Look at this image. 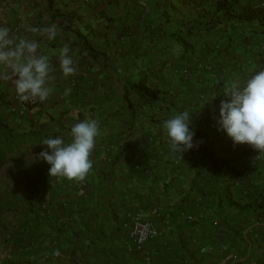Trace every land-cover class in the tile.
<instances>
[{
  "label": "crops",
  "instance_id": "crops-1",
  "mask_svg": "<svg viewBox=\"0 0 264 264\" xmlns=\"http://www.w3.org/2000/svg\"><path fill=\"white\" fill-rule=\"evenodd\" d=\"M158 1L146 0L149 21L142 22L137 9L131 13L110 9L103 0H78L81 22L63 31L58 22L47 21L45 0H0V26L17 29L16 38L35 39L39 52L50 56L55 78L49 97L23 116L11 85L0 80V122L15 133L34 128L65 142L80 121L95 119L100 127L93 167L84 181L48 176L49 165L39 159L21 168L26 190L35 189L27 195L35 208L24 217L20 236L4 250L3 257L12 264H217L224 257L222 246L238 253L239 264H264L257 263L264 244L249 233L264 236V217L253 219L247 209L227 213L223 201L228 202L231 177L221 173L216 180L219 175H214L218 167L224 171L223 164L241 147L217 130L214 118L221 100L228 99L226 87L264 71V41H239L235 30L216 37L214 27L186 35L172 22L174 16L171 22L161 19ZM183 11L191 17L189 8ZM52 25V39L27 31ZM178 36L190 46H183ZM83 41L90 52L81 50ZM65 44L76 67L75 75L67 77L60 71L58 54L51 55ZM140 79L159 93L151 106L131 93V85ZM66 89H71L67 95ZM182 111L192 113L190 129L197 146L175 164L180 153L170 150L161 125ZM256 158V188L263 194L264 152ZM130 213L162 232L143 253L126 249L124 224Z\"/></svg>",
  "mask_w": 264,
  "mask_h": 264
},
{
  "label": "clouds",
  "instance_id": "clouds-1",
  "mask_svg": "<svg viewBox=\"0 0 264 264\" xmlns=\"http://www.w3.org/2000/svg\"><path fill=\"white\" fill-rule=\"evenodd\" d=\"M33 34H43L49 39L56 35V26L46 28L29 27ZM40 44L35 39L13 37L6 26H0V80L11 85L21 102L46 100L52 93L50 82L54 76L50 56L39 52ZM65 44L52 51L59 56L60 71L65 77L75 75L73 57ZM71 89L65 90V95ZM228 99L221 100L218 117L214 118L217 130L224 132L233 145L246 144L257 152H264V71L245 79L243 83L233 81L223 94ZM192 113L179 112L162 122V129L173 153L193 149L194 131L190 129ZM100 135L99 123L95 119H85L74 124L69 132V141L62 136L45 139L46 146L36 159L49 165L48 176L84 181L93 167L91 159Z\"/></svg>",
  "mask_w": 264,
  "mask_h": 264
},
{
  "label": "trees",
  "instance_id": "trees-1",
  "mask_svg": "<svg viewBox=\"0 0 264 264\" xmlns=\"http://www.w3.org/2000/svg\"><path fill=\"white\" fill-rule=\"evenodd\" d=\"M92 1L95 3L100 2V0ZM45 2L49 11L47 21L58 22L61 30L71 31L75 23L81 22L82 15L76 10V3L78 0H61V3H59V6H56V8L54 7L53 0H45ZM103 2L110 6V9L119 7V9L128 10V12L131 13L137 9V18L142 22L149 21L148 10H150V8L147 7L148 3L146 0H103ZM157 6L161 9L159 14L161 19L164 22H171V18L174 16L172 22L178 29L181 28L182 30H180L186 35H192L194 30L203 33L204 31H210L212 27H214L216 28V37H218L221 32L228 33L235 30V34L239 41L250 40L257 44H261L262 41H264V0H159ZM183 8L190 9L192 13L188 12V14L191 17H186V12L183 11ZM223 22L225 24L229 23L231 27L228 28V30L225 29V24H222ZM234 24L236 26H234ZM75 32L77 33L78 31ZM176 34L177 33H174L172 36L175 37L178 35ZM76 36L80 43L79 35L76 34ZM176 38L180 40L182 45L186 48L190 46V44L184 42L182 37L178 36ZM205 45H207V43ZM205 45L203 49H205ZM213 45L216 46L214 43ZM214 46H212L211 49H213ZM81 50L84 52L91 49L86 45L85 41H83ZM130 89L131 93H133L138 100L148 106L153 105L158 100L159 93L147 88L146 82L143 79L132 84ZM54 137L55 135L53 134H42L34 128L27 133H15L6 124L0 122V169L6 166L8 162L15 163L21 159L37 154L46 148V146L42 145V142L45 139ZM235 154L231 162L223 164L222 168L224 171H222L220 167L214 170V175H219L216 180L222 179L221 173L231 177L228 183L229 189L232 188L230 190L231 193L230 196H228V202L223 201L226 203V205H224L227 207L226 212L234 214V211L237 210L236 213L239 214L240 209H247L251 214H255V218L253 219L264 217V207L260 204L262 199H264V192L262 194L260 188H256L257 178H255L257 176L255 167L259 163V160L254 162V159L258 155V152L251 146L244 147L243 144H241V147L235 150ZM182 160L183 157L181 156V160L178 161L176 159L175 164H179ZM34 190H26V196L32 195L31 193H33ZM29 200L26 214L31 213L35 208L34 202L31 201V199ZM223 202L222 199H220L218 205L221 206ZM20 231L16 233V235H2L0 240L4 242V245L0 247V249L4 251L8 246H11V242L20 236ZM249 233L253 236V239L264 244V236L258 237L254 232ZM260 262H264V256L257 259V263ZM2 264L12 263L10 260L5 259Z\"/></svg>",
  "mask_w": 264,
  "mask_h": 264
},
{
  "label": "rangeland",
  "instance_id": "rangeland-1",
  "mask_svg": "<svg viewBox=\"0 0 264 264\" xmlns=\"http://www.w3.org/2000/svg\"><path fill=\"white\" fill-rule=\"evenodd\" d=\"M54 1L59 4L61 0ZM35 157L30 156L15 163L8 162V165L0 169V237L5 234L16 235L21 230L30 200L26 196L27 179L20 171L23 166L26 168L27 164L35 161ZM260 204L264 207V199ZM3 245L4 242L0 240V247ZM4 253L0 249V264L6 259Z\"/></svg>",
  "mask_w": 264,
  "mask_h": 264
},
{
  "label": "built area",
  "instance_id": "built-area-1",
  "mask_svg": "<svg viewBox=\"0 0 264 264\" xmlns=\"http://www.w3.org/2000/svg\"><path fill=\"white\" fill-rule=\"evenodd\" d=\"M10 32V35L13 37H17V29H13ZM41 101L39 99L35 100L34 102H21L19 101V115L23 116L26 114L30 109L37 106ZM158 112V111H156ZM177 160H181L180 157ZM259 160L258 158L254 159V162ZM83 186V184H82ZM45 214H47L48 210H42ZM154 215H157V211H153ZM127 222L124 224L127 230V245L126 249L129 252H141L143 253L144 247L154 241L160 239L162 236V232L160 229L151 221H148L142 218L140 215L137 214H128L126 215ZM203 251L206 248L202 249ZM220 252L223 254V260L217 264H239L240 258L237 253L228 252L225 246L220 248ZM145 259L147 262L151 261V255L148 254Z\"/></svg>",
  "mask_w": 264,
  "mask_h": 264
}]
</instances>
